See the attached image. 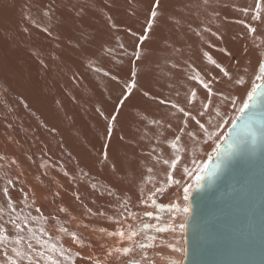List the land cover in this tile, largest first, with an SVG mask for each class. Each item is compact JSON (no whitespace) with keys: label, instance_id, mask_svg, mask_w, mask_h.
<instances>
[{"label":"rangeland","instance_id":"obj_1","mask_svg":"<svg viewBox=\"0 0 264 264\" xmlns=\"http://www.w3.org/2000/svg\"><path fill=\"white\" fill-rule=\"evenodd\" d=\"M47 2L0 0V223L17 215L28 217V226L34 230L43 227L47 235L42 239L51 236L62 244L75 264H128L129 259H140L145 254L148 257L145 264H157L163 256L164 250L161 249L167 248L171 240L181 241L179 232L175 235L157 233L149 228L148 234L156 238L154 247L141 250L134 244L135 250L128 257L114 250L111 256L107 255L109 250L129 244L126 240L120 242L118 236L109 233L125 230L128 224L137 230L145 223L166 226L171 215L167 210L149 209L154 216L160 215L159 222L143 215L144 206L138 203L141 189L147 194L153 184L163 186L165 191L158 193L156 200L165 209L174 195L183 199L181 185L173 182L169 186L167 183L169 166L162 162L157 164L153 159L154 156L175 159L173 150L166 143L183 126L182 114L139 93L126 102L127 106L118 116L120 123L114 130L112 151L109 150L117 166V171L113 172L111 167L98 163L104 143L101 131L105 121L96 108H102L106 115L111 114L119 90L114 82L87 68L89 60L101 63L106 69L113 68V62L104 55L103 47L114 44L117 35L127 39L123 29L141 30L147 0H60L51 20L40 11ZM164 3L166 10L179 23L166 24L157 31L149 44V57L140 76V86L182 107H188L189 90L195 87L198 96L190 110L210 131L214 130L208 121L216 124L219 119L217 109L221 113L227 112L225 120L235 112L218 94L207 99V90L191 77L195 72L209 81L217 77L210 84L215 93L232 95L238 102L246 99L250 84L244 87L234 85L209 63L204 53L212 55L233 76L244 74L247 68L246 79H251L258 61L264 59V52L253 45L243 26L235 23L237 19H246L236 9L247 6L251 0H209L208 6L204 5V0H164ZM73 5L77 8L86 6L83 16L78 18L75 15ZM29 15L37 23L48 25L53 36L59 39L39 31L31 20L26 19ZM108 16L120 31L110 28ZM253 26L258 27L257 34L264 37V24ZM204 28L217 32L218 37L203 32ZM197 31L201 35H197ZM124 68L127 70V62ZM202 103L209 107L200 116ZM153 120L160 123L153 124ZM100 123L102 127L98 125ZM169 124L172 125L170 128ZM230 126L222 124L221 130L226 133ZM187 130L196 132L198 139L194 141L187 135L182 136L180 143L184 151L179 153L181 159L171 173L173 181L183 183L192 182L184 175V167L195 172L194 159L197 164L209 163L208 155L211 154L213 159L216 155L212 141L205 144L200 139L202 133L195 121L189 122ZM118 135H124L125 141L121 142ZM153 147L157 149L155 153H152ZM191 147L195 148L192 150ZM149 166L153 167L151 174L146 171ZM65 172L69 175L65 176ZM148 175L153 177L151 183L145 180ZM91 184H96L100 191H94ZM4 187L9 188L15 212L6 206L7 198L2 193ZM109 188L116 193L115 196L107 194ZM125 198H130L129 208L136 213L135 220L126 221L127 213L120 215L123 211L120 201ZM60 208L66 211L60 212ZM117 219L120 224L116 223ZM61 226L75 232L82 243H73L68 234L59 231ZM134 240L147 242L142 231ZM172 260L163 259V264H171Z\"/></svg>","mask_w":264,"mask_h":264},{"label":"snow or ice","instance_id":"obj_2","mask_svg":"<svg viewBox=\"0 0 264 264\" xmlns=\"http://www.w3.org/2000/svg\"><path fill=\"white\" fill-rule=\"evenodd\" d=\"M60 0H48L47 3L43 4L40 11L44 17L51 20L57 12L58 4ZM204 5H209V0H204ZM76 8L75 15L79 18L83 16L85 5H80L79 8L76 5L72 6ZM215 12V9H213ZM241 16L246 19H237L235 23L240 24L245 29L246 35L251 39L253 45L260 48L264 52V37L257 34L258 27L253 26L254 24H264V0H251L245 7L237 8ZM135 14V13H133ZM26 19L31 20L34 27L39 29V31L46 33L48 36L53 37V39H59V37L53 36V33L48 25H42L32 20L31 16H27ZM108 24L113 31H120V27L113 22L111 16L107 17ZM179 23L174 15L170 14L165 7L164 0H147V5L143 9V18L141 22V30L136 31L132 28L123 29L127 39L122 38L117 35L115 37L114 44L106 45L103 47V53L106 57L113 62V68L106 69L101 63L95 60H89L87 68L91 72H95L102 77L108 78L110 82H114L116 88L119 90V96L117 97L116 106L112 113L106 115L102 108L97 107L96 112L105 121L104 130L102 134V139L104 141L102 149L98 155V163L101 166L111 167L113 172L117 171L116 163L110 157V146L114 137V130L117 125H119L118 116L121 114V109L127 106L128 101L134 98L138 93L143 97L152 99L156 101L161 106H167L170 109L175 110L176 113H181L182 117V127L177 129V134L174 138L168 142V147L173 150L175 154V159L169 160L161 156H154L153 159L157 164L163 163L169 166V173L167 176V183L170 186L171 183L175 182L181 185L183 191V203L172 202L167 205V208L163 205H158L156 196L158 193L165 191L163 186L157 187L153 184V189L149 190L147 194L141 189V195L138 200L139 205H143V215L152 218L159 222L161 220L160 215H153V211L149 209L158 210L163 212L167 210L171 213L169 221L166 226H159L158 224H143L142 228L137 230L133 229L131 224L127 225L125 230H118L114 233H109V235L118 236L120 242L128 241V246L125 247H115L109 250L107 255L111 256L114 250L117 254L128 257L130 253L134 252L133 245L135 244L141 250L151 249L154 247L155 236L148 234V229L153 228L157 233L171 232L176 234L179 232L181 234V239L183 238V233L186 229L187 218L192 214L193 209L190 204V197L192 192L196 188L201 187V181L204 179L205 174L209 169V163L197 164L196 160L192 161L194 168L193 172L188 167H184V175L189 176L192 180L191 183H183L180 180L173 181L172 171H175L177 164L179 163L181 156L180 152L183 150L181 146L182 136L187 135L191 137L194 141L198 139L197 133L188 129V124L190 121H195L199 125V132L202 133V142L207 144L208 141H212L215 145L214 152L216 153L217 160L221 156L225 159H231L236 155H243L247 152L249 145L255 146L258 141L264 140V121H257L255 118V109L257 105L264 100V59L258 61L257 68L253 71L250 80L246 79L248 69L245 68L244 74H238L233 76L225 68L216 62L212 55L208 52L204 53V56L209 61L210 64L214 65L220 70L223 77H227L234 85L244 87L250 84V90L247 91L246 99H242L239 102L232 95H224L223 93H215L210 87V84L215 82L217 77H213L211 81L206 80L199 72L191 77L192 80L196 81L203 89L207 90V99H211L213 95H220L222 101H226L228 105L234 110L235 115L230 119L225 120L227 112L221 113L219 109L216 110V116L219 118L216 124H212L209 120L208 124L214 130H209L204 123H201L195 115L192 114L190 110L191 106L197 100L198 93L195 87L191 88L190 95L187 97L188 107H182L179 103L173 102L169 98L157 97L156 95L150 93L148 90H144L140 86V76L144 71V65L146 64L149 57V44L156 37L157 31L166 24ZM27 32L28 29H25ZM203 32H211V35L217 36V32H212L209 28L202 29ZM197 35H201L200 31L196 32ZM210 46H212L210 44ZM117 50L118 57L117 58ZM247 51V48L245 49ZM127 62L128 68L125 70L124 64ZM43 64V61H41ZM23 103V101H21ZM24 107L27 108V104L24 103ZM202 109L199 112L200 116H203L205 111H207L209 105L207 103H202ZM210 115V113H209ZM153 124H159L160 121L153 120ZM222 124H230L231 126L227 128L226 133L221 130ZM169 127L172 125L169 124ZM54 131V130H53ZM121 142H124L126 137L124 135H118ZM227 146V151L222 149ZM157 151L156 147L152 148V153ZM151 155V153L149 154ZM213 159L212 155H208V160L211 162ZM220 169V163L216 164V168L212 170L213 175H215ZM147 173L151 174L153 172V167H147ZM65 176L69 173L65 172ZM84 175H87L85 173ZM145 180L149 183L153 181V177L148 175ZM9 184L12 181L8 182ZM91 188L94 191H100L96 184H91ZM3 197L7 198V208L16 211L11 193L8 187L2 189ZM103 195V192H100ZM107 194L109 196H115L116 193L112 191L111 188L107 189ZM76 199L79 200V194L76 195ZM130 198H125L120 201V207L123 209L120 215L124 216L125 220H135L136 213L129 208ZM40 210L37 209V212ZM60 212H65L66 209L60 208ZM177 217L181 219L177 222ZM2 219V217H0ZM117 224H120L119 219L116 220ZM8 224L11 227H8ZM28 217L17 215L15 218H9L8 221L0 223V264H75L72 255L64 248V246L57 241H54L51 236L47 240L42 239V237L47 235L46 230L40 227L38 230H34L29 226ZM25 229L27 231L25 232ZM37 231L39 234H37ZM59 231L61 233H66L70 236L71 241L80 245L82 242L75 232H69L65 227H60ZM103 231V230H102ZM141 231L144 233V239L146 243H138L134 240L135 237L140 235ZM14 233V234H13ZM27 241V242H25ZM33 241L35 243H33ZM168 247L172 252L180 254V258L172 260L171 264H183L184 257L187 256V249L183 247L179 240L174 244H169ZM79 255V253H76ZM148 261L147 255H143L140 259H129L128 264H145ZM99 264V262H97ZM151 264V262H149Z\"/></svg>","mask_w":264,"mask_h":264},{"label":"water","instance_id":"obj_3","mask_svg":"<svg viewBox=\"0 0 264 264\" xmlns=\"http://www.w3.org/2000/svg\"><path fill=\"white\" fill-rule=\"evenodd\" d=\"M255 118L264 121V100ZM201 185L189 201L183 264H264V140L231 159L215 155Z\"/></svg>","mask_w":264,"mask_h":264},{"label":"bare ground","instance_id":"obj_4","mask_svg":"<svg viewBox=\"0 0 264 264\" xmlns=\"http://www.w3.org/2000/svg\"><path fill=\"white\" fill-rule=\"evenodd\" d=\"M254 53V52H253ZM252 56V55H251ZM253 58V57H252ZM249 59H250V57H249ZM246 60V59H245ZM249 65V64H248ZM247 65V66H248ZM175 113V112H174ZM177 114H179V113H177ZM182 116V115H181ZM180 115H179V117H181ZM176 117V116H175ZM178 117V116H177ZM172 118V117H171ZM40 120V119H39ZM167 120V119H166ZM168 120L170 121V118H168ZM167 120V121H168ZM172 120H173V118H172ZM176 120V119H175ZM174 121V120H173ZM177 121H178V119H177ZM180 121H181V119H180ZM102 122V121H101ZM191 122V121H190ZM176 123V122H175ZM166 122H165V126H166ZM98 125H102L101 123L100 124H98ZM163 125V124H162ZM174 125V124H173ZM179 125V124H178ZM103 126V125H102ZM101 126V127H102ZM97 127H99V126H97ZM175 127H178L177 125L175 126ZM170 128V127H169ZM95 129H96V127H95ZM165 129V128H164ZM166 129H167V127H166ZM97 130V129H96ZM95 130V131H96ZM102 130H103V128H102ZM168 130L169 129H167V132H168ZM166 131V130H165ZM173 131V130H172ZM101 132H103V131H101ZM163 132H164V130H163ZM166 132V133H167ZM174 132V131H173ZM78 133V132H77ZM87 133V132H86ZM96 133V132H95ZM170 133V132H169ZM88 134V133H87ZM161 136H162V134H160ZM167 135V134H166ZM75 136H77V135H75ZM94 136H95V134H94ZM171 136H172V134H171ZM69 137V136H68ZM164 137V136H163ZM61 138V137H60ZM74 138V137H73ZM77 138H78V136H77ZM183 138V137H182ZM76 139V138H75ZM78 139H80V138H78ZM77 139V140H78ZM87 139V138H86ZM97 139V138H96ZM101 139V138H100ZM168 139V138H167ZM74 140V139H73ZM72 140V141H73ZM77 140H76V143L77 144H79L78 142H77ZM81 140V139H80ZM79 140V141H80ZM98 140V139H97ZM171 140V139H170ZM83 141V140H82ZM92 141H93V139H92ZM196 141V140H195ZM58 142V141H57ZM93 142H95V141H93ZM93 142H91V143H93ZM101 142V141H100ZM104 142V141H103ZM90 143V144H91ZM188 143V142H187ZM88 144V143H87ZM166 144H168V143H166ZM80 145V144H79ZM93 145H95V144H93ZM168 147V146H167ZM94 148H96V147H94ZM184 148V147H183ZM193 148H195V147H193ZM193 148L191 147V149L193 150ZM98 149V148H97ZM82 150V149H81ZM85 150L87 151V149L85 148ZM111 150V149H110ZM191 150V151H192ZM112 151V150H111ZM110 151V152H111ZM169 151V150H168ZM184 150H182V152H183ZM92 152V151H91ZM95 152V151H94ZM173 153V152H172ZM181 154V153H180ZM194 154V153H193ZM33 160V159H32ZM55 160H56V158H55ZM47 170V169H46ZM48 172V171H47ZM49 173V172H48ZM37 175V174H36ZM39 177V176H38ZM43 177V176H42ZM41 179H43V178H41ZM46 179V178H45ZM172 202H180L181 204H182V202H183V199H182V197L181 196H179V195H174L173 197H171V199H170V202H169V204L170 203H172ZM168 212V211H167ZM170 215V214H169ZM163 216V215H162ZM179 219H177V221H178ZM163 222V221H162ZM164 223V222H163ZM109 231V230H108ZM113 232V231H112ZM171 233V232H170ZM108 234V233H107ZM168 234V233H167ZM169 236V235H168ZM180 236H181V234H180ZM173 238H174V236H173ZM111 239V238H110ZM181 241H180V243L183 245V247H184V243H183V238L182 239H180ZM176 242V240H171V244H174ZM162 251L164 250V252L163 253H161L163 256H162V258L165 260L166 258H168V259H173V260H176V259H179L180 258V254H178V253H174V252H170L169 250H171L169 247H167V248H165V249H161ZM160 250V251H161ZM172 253V254H171ZM170 254L172 255V256H170ZM167 256V257H166ZM170 256V257H169ZM172 257V258H171ZM160 259V260H157V264H163L164 262H163V259Z\"/></svg>","mask_w":264,"mask_h":264}]
</instances>
